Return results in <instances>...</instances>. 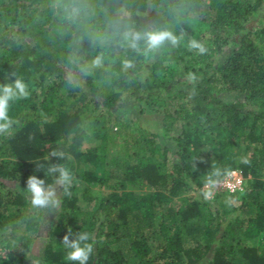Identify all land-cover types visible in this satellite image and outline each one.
Returning <instances> with one entry per match:
<instances>
[{"label":"trees","instance_id":"obj_1","mask_svg":"<svg viewBox=\"0 0 264 264\" xmlns=\"http://www.w3.org/2000/svg\"><path fill=\"white\" fill-rule=\"evenodd\" d=\"M129 28L183 40L145 55L128 47ZM190 39L208 51H189ZM16 77L30 96L0 136V264H25L39 236L42 211L21 190L44 178L37 165L60 162L44 161L57 149L78 185L61 196L42 264H73L69 227L91 234L88 264H264V0H0V84ZM132 106L160 116V134L128 117ZM213 162L240 171L241 189L205 200Z\"/></svg>","mask_w":264,"mask_h":264},{"label":"clouds","instance_id":"obj_2","mask_svg":"<svg viewBox=\"0 0 264 264\" xmlns=\"http://www.w3.org/2000/svg\"><path fill=\"white\" fill-rule=\"evenodd\" d=\"M78 12L79 9H72L73 16L77 15ZM123 38L127 42L128 47L136 52H141V45H143V54L145 55L150 52H156L166 43L172 47H178L183 40V36H178L167 29L136 31L129 28L123 33ZM187 48L189 51H195L199 55H203L208 51L205 44L196 39H190L187 43ZM92 65L95 67L102 66L103 56L97 55L93 59ZM122 66L124 70L130 69L134 67V62L125 59L122 62ZM187 79L190 83H195L197 76L194 73H189ZM29 96V85L22 77H16L11 82L0 84V136L13 134L18 121L10 114L12 105L20 100L27 99ZM50 157L59 158L60 162L37 165L36 171L43 172L44 178H37L35 174L30 175L26 181V188L24 190L19 188L26 194L28 202L33 209L45 212H52L59 208L61 196H70V189L76 182L72 169L67 163L61 162L70 159V156L65 151L60 149L51 150L44 156V161H48ZM198 160H202V158ZM240 162L247 164L248 160L245 157H241ZM193 167L195 168L194 163ZM235 174V171L218 167L213 162L210 173L205 177V190L202 192L203 198L211 200L214 196V190L221 184L222 180L227 182ZM47 178H50L51 182ZM61 244L65 249V259L73 262V264H88L94 252V241H92L91 234L87 231L73 233L69 227L62 238ZM32 264H42L41 258H32Z\"/></svg>","mask_w":264,"mask_h":264},{"label":"rangeland","instance_id":"obj_3","mask_svg":"<svg viewBox=\"0 0 264 264\" xmlns=\"http://www.w3.org/2000/svg\"><path fill=\"white\" fill-rule=\"evenodd\" d=\"M141 19V23L142 25H144L145 23V19L143 16L140 17ZM68 77L73 80V81H76L77 84L83 88L84 90H86V87H85V83L83 80H80L78 78H76L75 76L71 75V74H68ZM179 81V80H178ZM184 80L182 81H179L176 85L177 87H184L182 85ZM221 98L226 100V101H234L235 100V96L234 95H231V94H226V93H222L221 94ZM133 102V101H132ZM131 102V103H132ZM133 103H136V102H133ZM137 115V112L134 111V106H132L129 114H128V117H131L133 119H137L138 122L140 123V125L142 127H144L146 130L148 131H151V132H155V133H159L160 134V116H156V115H153V114H144V115H141V116H136ZM115 130V129H114ZM119 146L116 150L113 151V154L117 156H121L120 153L122 152V144H124V139L127 137H129V133L127 132H124L123 133V136H119ZM162 142V140H161ZM162 145V144H161ZM76 185H78V181L75 182ZM79 188H78V191H77V195L79 194ZM203 191L205 190L204 187L202 189ZM223 190L221 188V185H219L215 190ZM92 196H100V194L96 191H93L92 192ZM56 212H57V209H55L54 211L52 212H45V211H42V216H41V222H40V232H39V236L33 241L32 245H31V249L29 251V253L27 254V258H26V261H25V264H32V258L34 257H40L42 256V252H43V248H44V244L45 242L47 241V232L48 230L50 229V227L55 223L56 221Z\"/></svg>","mask_w":264,"mask_h":264},{"label":"built area","instance_id":"obj_4","mask_svg":"<svg viewBox=\"0 0 264 264\" xmlns=\"http://www.w3.org/2000/svg\"><path fill=\"white\" fill-rule=\"evenodd\" d=\"M234 171L236 174L233 177H231L230 180H228L227 182H224L222 180L220 184L223 190L228 191L230 193H234L240 190L243 183V177L241 172L238 170H234ZM237 181H239V183H237Z\"/></svg>","mask_w":264,"mask_h":264}]
</instances>
